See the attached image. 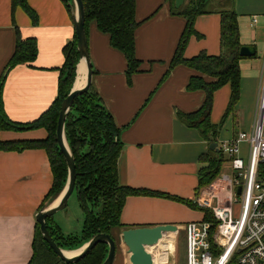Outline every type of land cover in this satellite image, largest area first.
<instances>
[{"label": "crops", "instance_id": "0c3cea01", "mask_svg": "<svg viewBox=\"0 0 264 264\" xmlns=\"http://www.w3.org/2000/svg\"><path fill=\"white\" fill-rule=\"evenodd\" d=\"M223 1L208 0L207 13L196 17L193 27L197 35L188 39L182 53L184 59L200 53L219 54L218 12ZM27 4L36 13V25L20 7L13 10L11 0H0V80L4 75L0 101L5 117L18 124L39 119L56 101L65 61L63 49L75 37L72 14L61 0H27ZM171 6L175 9L174 0L172 3L171 0H135V19L139 24L135 31V55L141 64L140 72L130 79L126 76L124 55L110 46L108 35L100 32L93 21L88 24L86 38L93 72L91 89L116 127L121 129L122 149L117 161L119 184L194 202L198 176L206 167L205 159L211 151L210 143L198 130L182 124L178 113L196 112L202 106L205 94L201 90H186L190 77L197 73L184 65L171 68L161 81L169 70L185 26V19L172 13ZM233 8L237 15L240 46L254 47L255 56L238 62L239 99L227 114L230 86L224 85L213 94L209 121L219 126L224 118L217 131V143L228 141L239 133L232 130L229 134L227 128L223 129L230 115L243 121L246 117L245 130L240 132L251 129L264 79V0H234ZM16 32L20 41L34 39L36 56L31 63L16 65L5 72L16 47ZM79 67L81 65L76 66L72 88H76ZM47 136L43 128L0 131L3 142L45 140ZM239 150L244 159L247 146L243 143ZM52 183L45 150L0 152V264L30 262L37 225L35 216ZM202 219V212L172 198L158 195L127 197L119 217L122 227L111 230L116 243L112 264H130L121 243L123 230L158 226H173L176 230L165 234L157 246L147 248V251L153 264H174L178 236L185 235L187 223ZM49 225L63 236H79L82 230L81 225L80 232H62V226L53 217H50ZM153 249L157 257L151 253Z\"/></svg>", "mask_w": 264, "mask_h": 264}, {"label": "trees", "instance_id": "16d2710c", "mask_svg": "<svg viewBox=\"0 0 264 264\" xmlns=\"http://www.w3.org/2000/svg\"><path fill=\"white\" fill-rule=\"evenodd\" d=\"M11 1L13 10L20 7L29 17L31 23L37 24L36 13L28 6L27 0ZM81 1L84 8L85 33L87 34L88 24L93 21L100 32L108 35L110 46L124 55L127 64L126 76L130 79L132 75L139 73L141 63L135 55V31L139 25L135 19V0ZM61 2L71 14L69 6L71 0H61ZM233 3L234 0H224L218 12L220 16L219 54L208 56L205 53H200L188 60L183 58L182 53L188 39L192 35H197L193 27L194 21L198 15L207 13L205 6L208 4V0H189L186 6L183 5L179 9H174L171 6L172 13L185 19V26L171 59L169 70L161 81L167 77L171 68L178 65H184L197 73L196 76L190 77L186 90L190 92L203 91L205 94L204 102L194 113L188 115L178 113V119L186 127L198 130L204 140L209 143L216 142L217 131L224 120L223 118L219 126H214L209 121L214 92L224 85L230 86V98L226 114L239 99L238 62L242 58L239 56L241 46L237 15ZM16 36V47L5 72L16 65L31 63L36 56L34 39L20 41L17 32ZM63 54L65 61L58 85L57 99L39 119L27 124L13 123L5 117L0 101V131L22 132L43 128L48 133L45 140L0 141V152L26 149H43L46 151L53 183L39 209L43 207L45 202L53 201L58 197L67 179L66 164L55 142V129L60 105L69 94L75 79L76 66L79 60L76 50V36L72 43L64 47ZM203 76L209 81L205 80ZM1 78L3 79L4 75ZM120 133L121 129L116 127L111 115L101 106L100 99L91 87L86 93L74 99L65 121L64 135L75 163L76 181L73 193L76 194L83 216L81 233L79 236H63L57 228L49 225L50 218L46 219L47 230L52 240L63 250H78L99 233L112 237L111 230L122 227L119 221L120 212L124 200L130 196L158 195L172 198L202 212V221L213 222L211 213L207 210L198 209L192 201L121 186L117 175V161L122 149ZM223 160L221 152L210 151L205 159L206 167L200 171L198 176L196 197H198L200 188L212 184L220 174ZM106 254L107 246L98 244L77 262L64 263L48 248L40 235L38 225H36L33 256L28 264H102Z\"/></svg>", "mask_w": 264, "mask_h": 264}, {"label": "built area", "instance_id": "2783aa9c", "mask_svg": "<svg viewBox=\"0 0 264 264\" xmlns=\"http://www.w3.org/2000/svg\"><path fill=\"white\" fill-rule=\"evenodd\" d=\"M218 149L229 173L219 174L193 202L209 211L213 222L185 225L186 264H264V79L251 129L218 143ZM218 188L224 189L221 197ZM233 204L239 206L236 215Z\"/></svg>", "mask_w": 264, "mask_h": 264}, {"label": "water", "instance_id": "95a60500", "mask_svg": "<svg viewBox=\"0 0 264 264\" xmlns=\"http://www.w3.org/2000/svg\"><path fill=\"white\" fill-rule=\"evenodd\" d=\"M185 0H174L175 9H179ZM71 14L74 22L75 36H76V50L78 54V65H81L85 70V83L81 88H71L69 94L62 101L58 113L55 129V142L61 153L67 168V179L61 193L57 199L47 207L39 209L35 216V222L38 225L40 235L43 241L53 254L64 263H74L84 258L90 251H92L98 244H105L107 246V254L102 264H112L116 253V243L110 235L96 234L86 244L79 248L76 254L72 257H66L64 253L66 250L61 249L52 240L46 226V219L52 217L59 211L67 207L68 200L74 192L76 181V170L74 158L67 145L64 135V125L67 115L70 112L74 99L86 93L91 87L92 69L88 55L87 38L84 28V8L81 0H71L69 3ZM241 58H252L255 56L254 47H241L239 50ZM209 149L219 153L218 143L211 142ZM237 195L240 194V189L236 190ZM176 230L173 226H158L152 228H133L126 229L120 233L121 243L124 251L129 255L130 264H153V259L147 248L157 246L167 233Z\"/></svg>", "mask_w": 264, "mask_h": 264}, {"label": "rangeland", "instance_id": "374dc122", "mask_svg": "<svg viewBox=\"0 0 264 264\" xmlns=\"http://www.w3.org/2000/svg\"><path fill=\"white\" fill-rule=\"evenodd\" d=\"M189 0H185V4L184 6H186L188 4ZM261 92V89H260ZM259 92V95H260ZM259 97V96H258ZM258 100V99H257ZM253 117V116H252ZM240 119V120H239ZM252 120V119H251ZM246 122V117H244V121L241 120V118H237L236 119L233 117L232 115H230L227 118V121H225L224 125H223V129L227 128V132H229V134H231L232 130L236 133L240 132V130H245L244 125ZM254 122V118L252 121V124ZM227 126V127H226ZM252 126V125H251ZM224 158V157H223ZM229 168L227 165H225V161L223 160V164H222V169L220 172V175H227L229 173V170L227 169ZM218 177V176H217ZM208 187V186H207ZM200 188L198 191V197L202 195L203 191L207 188ZM216 193L221 197L224 194V189L223 188H218L216 190ZM53 201H47L44 203V207L49 206ZM238 204H233V212L236 215V213L238 212ZM53 220H55L56 222L59 221L60 225L62 226L63 230L62 232H68V231H76V232H80V228L82 225V215H81V211L79 209V205H78V200L76 197V194L73 193L69 200H68V204L67 207L62 210L57 212L56 214H54L53 216ZM58 220V221H57ZM176 254L175 256V261L174 264H186L185 263V235L184 233H181L178 236L177 242H176ZM156 250H151L152 254H155V256L157 257V253L154 252ZM46 264H50V263H46Z\"/></svg>", "mask_w": 264, "mask_h": 264}, {"label": "bare ground", "instance_id": "6f19581e", "mask_svg": "<svg viewBox=\"0 0 264 264\" xmlns=\"http://www.w3.org/2000/svg\"><path fill=\"white\" fill-rule=\"evenodd\" d=\"M84 80V81H83ZM85 83V70L83 69V67H79V77L76 81V88H81ZM77 252L74 251L72 252H66L64 253L66 257H72L76 254Z\"/></svg>", "mask_w": 264, "mask_h": 264}]
</instances>
